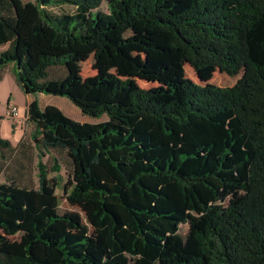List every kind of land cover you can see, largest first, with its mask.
I'll return each mask as SVG.
<instances>
[{
    "label": "trees",
    "instance_id": "1",
    "mask_svg": "<svg viewBox=\"0 0 264 264\" xmlns=\"http://www.w3.org/2000/svg\"><path fill=\"white\" fill-rule=\"evenodd\" d=\"M4 44L25 94L108 118L28 103L38 181L0 182V264H264V0H0ZM80 55L102 71L81 75ZM52 149L76 210L61 211Z\"/></svg>",
    "mask_w": 264,
    "mask_h": 264
},
{
    "label": "rangeland",
    "instance_id": "2",
    "mask_svg": "<svg viewBox=\"0 0 264 264\" xmlns=\"http://www.w3.org/2000/svg\"><path fill=\"white\" fill-rule=\"evenodd\" d=\"M65 9L70 12L74 11V7L72 6H65ZM101 9L107 10L106 4H103L101 6ZM78 58L79 59L77 60L76 71H78L84 77L96 76L102 71V64L96 61L93 55H90L88 57L80 55ZM185 68L187 76L190 79L194 80L195 82L204 84V82H202L198 78L196 71L191 67L190 64H186ZM65 73L66 67L61 64H59L58 66H52L49 70L50 77H61ZM239 77L240 75L231 76L227 73L216 71L213 75V78L211 79V82L219 86H231L238 80ZM139 83L145 87L153 85V83H149L143 80H139ZM9 87L11 88L10 91L7 90L5 92H1L3 95V99H0V116H2L0 120V132L2 137L7 138L11 141L13 148H0V164L3 166V170H1L0 172V182H6L13 177H16L17 181H20L19 183L21 184L27 183L30 185H36L38 181V169L36 166L38 155L36 143L38 142V140L33 138V134L35 132V123L29 120L28 114L26 115L25 119L23 118V120L13 119L12 117L8 118L6 104L4 101L6 98L8 100H11V105L18 106L21 111L24 112V108H26V100L29 96L25 94L20 87H17L15 89V86L12 83H10ZM40 95L41 94L37 93V97L40 102L47 101L52 104H60L64 108V110H62L66 114H68V111H70L71 107L79 110L81 112V114L79 113L80 115L78 117L80 120L83 116H85L89 120L88 122H100L108 118L107 115L95 117L82 114L83 112L80 110V108L65 96L47 93H44L43 97ZM21 140H23L24 142V146H21V148H24L28 151V155H25L23 160H21V148L20 146H18V143ZM53 156L57 157L61 164L60 171H53L51 169L54 165L52 159ZM20 161H22L29 167L26 173H22L19 170ZM44 161L49 166V176L52 179H55V184L57 185L56 192L59 196L61 211L65 212L76 210V207L72 206L65 197L66 194L64 186L68 182V179L70 178L72 172V162L67 152L65 150L52 149L51 152L44 157ZM181 230L185 233L188 230V225L182 224Z\"/></svg>",
    "mask_w": 264,
    "mask_h": 264
},
{
    "label": "crops",
    "instance_id": "3",
    "mask_svg": "<svg viewBox=\"0 0 264 264\" xmlns=\"http://www.w3.org/2000/svg\"><path fill=\"white\" fill-rule=\"evenodd\" d=\"M0 50H4L8 47V44H4V45H0ZM15 69H16V64L14 63H9L8 65H6L5 67L1 68L0 69V73L2 74V78L0 79V99L2 100L3 99V95L1 92H5L7 90H11V88L9 87L10 86V83H12L14 86H15V89L17 87H20L15 79ZM10 78V79H9ZM21 88V87H20ZM41 94L40 96H44V93H39ZM29 97L27 98L26 100V104H25V107H27L28 103L31 102L32 100L34 99H38L37 97V94H27ZM65 100V99H64ZM5 101V104H6V109H8V107L11 105V100H8L7 98L4 100ZM41 106L45 107L49 104H52V103H49L47 101H44V102H40ZM52 105H56L58 106L59 108L63 109L64 108L62 107V105L60 104H52ZM71 107V106H69ZM26 109V108H24ZM6 112V111H5ZM81 114V112L73 107L70 108V111H68V114L70 117H72L73 119L75 120H78V121H81V122H88L89 120L83 116L82 119L80 120L78 117L79 115ZM84 114V113H82Z\"/></svg>",
    "mask_w": 264,
    "mask_h": 264
},
{
    "label": "built area",
    "instance_id": "4",
    "mask_svg": "<svg viewBox=\"0 0 264 264\" xmlns=\"http://www.w3.org/2000/svg\"><path fill=\"white\" fill-rule=\"evenodd\" d=\"M7 115L8 117H12L13 119H25L26 118V113L25 111L22 112L21 109L16 106V105H12L10 108L7 109ZM22 116V117H21Z\"/></svg>",
    "mask_w": 264,
    "mask_h": 264
}]
</instances>
